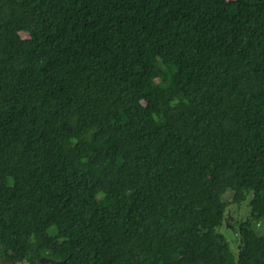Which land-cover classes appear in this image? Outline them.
Masks as SVG:
<instances>
[{
  "label": "trees",
  "instance_id": "obj_1",
  "mask_svg": "<svg viewBox=\"0 0 264 264\" xmlns=\"http://www.w3.org/2000/svg\"><path fill=\"white\" fill-rule=\"evenodd\" d=\"M261 220L264 0H0V261L264 264Z\"/></svg>",
  "mask_w": 264,
  "mask_h": 264
},
{
  "label": "rangeland",
  "instance_id": "obj_2",
  "mask_svg": "<svg viewBox=\"0 0 264 264\" xmlns=\"http://www.w3.org/2000/svg\"><path fill=\"white\" fill-rule=\"evenodd\" d=\"M155 71H156L155 69L150 68V74L152 77L157 75V73ZM145 96H148V94H145ZM167 115H169V114H167ZM229 194H230L229 192L224 194L225 200L230 199L231 195H229ZM246 201H244L240 204L244 208H246L245 212L243 213V211H242L240 213V215H236V214L234 215V223H233L234 229H232L228 226H222L221 228L218 229V232H220L226 238V240L229 242L230 249H231L232 253H234V254H236V251H237V238H236L234 232L236 231L237 225L239 224V222L244 220L246 213L248 211ZM256 232L259 235H264V220H261L258 223V226H256Z\"/></svg>",
  "mask_w": 264,
  "mask_h": 264
},
{
  "label": "water",
  "instance_id": "obj_3",
  "mask_svg": "<svg viewBox=\"0 0 264 264\" xmlns=\"http://www.w3.org/2000/svg\"><path fill=\"white\" fill-rule=\"evenodd\" d=\"M37 263H39V264H64V262L53 261V260H51L49 258H45V257H42V258L38 259ZM0 264H5V263L0 261Z\"/></svg>",
  "mask_w": 264,
  "mask_h": 264
}]
</instances>
